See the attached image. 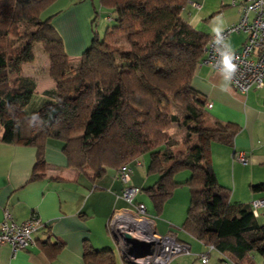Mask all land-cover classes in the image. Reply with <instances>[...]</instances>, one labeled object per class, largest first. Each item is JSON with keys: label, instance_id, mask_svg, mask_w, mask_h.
Here are the masks:
<instances>
[{"label": "trees", "instance_id": "16d2710c", "mask_svg": "<svg viewBox=\"0 0 264 264\" xmlns=\"http://www.w3.org/2000/svg\"><path fill=\"white\" fill-rule=\"evenodd\" d=\"M54 1L0 0V142L34 146L36 165L47 139L59 138L68 163L95 175L147 153L146 170L157 178L140 191L156 211L178 184L175 174L188 169L181 227L233 264H264V223L250 203L229 200L208 156L211 141L232 144L237 129L205 122V97L190 82L210 35L183 16L187 0H99L114 24L77 58L45 13ZM35 43L54 86L45 90L51 100L27 115L35 81L21 64L34 60ZM174 123L183 128L179 138L168 130ZM250 189L264 192V181ZM52 247L51 256L59 249ZM83 258L115 264L111 249H85Z\"/></svg>", "mask_w": 264, "mask_h": 264}, {"label": "crops", "instance_id": "0c3cea01", "mask_svg": "<svg viewBox=\"0 0 264 264\" xmlns=\"http://www.w3.org/2000/svg\"><path fill=\"white\" fill-rule=\"evenodd\" d=\"M231 1L187 0L182 13L192 27L211 35L238 21L243 0H234V5ZM99 4V0H76L74 4L55 0L49 6L48 15H52L53 26L64 37L70 58L87 44ZM99 9L97 24L100 19L104 20L102 8ZM104 9L112 18L111 9ZM244 39V33L236 32L228 37L227 44L237 50ZM48 64L46 54L37 59L34 52V60L21 65L23 74L35 81L34 92L24 109L26 114L51 100L45 94V90L54 86L48 75ZM190 83L204 95L205 103L212 105H204L209 117L205 121L207 125L232 123L237 129L232 144L211 141L208 145L216 181L228 189L232 202L264 199V192L250 189V184L264 181V87L239 92L217 69L206 64L196 66ZM62 146L61 139L48 138L42 157L35 165L34 146L0 142V221L3 209L7 208L16 222L25 220L32 212L42 222L32 234L34 243L28 247L13 252L8 244L0 245V264H85V249H111L115 264H127L108 227L116 207L123 204L118 198L123 184L116 177V169L108 168L99 175L91 170L80 171L68 163ZM236 152L245 153V164L236 159ZM148 160L147 154H141L128 162L129 184L139 188L136 199L144 203L149 214L155 215L158 233H172L177 240L187 242L190 249L189 253L173 257L168 264H224L222 254L215 249L208 253L207 262L202 263L198 257L207 251V246L181 227L190 199L186 183L190 171L184 169L175 174L177 186L156 211L140 191L157 178L156 173L148 174ZM32 173L39 176L31 179ZM181 184H186L188 191L179 188ZM255 217L264 223V205L257 209ZM45 243L49 245L46 247ZM52 246L59 247L53 256L50 255ZM213 250L216 253L211 259Z\"/></svg>", "mask_w": 264, "mask_h": 264}, {"label": "built area", "instance_id": "2783aa9c", "mask_svg": "<svg viewBox=\"0 0 264 264\" xmlns=\"http://www.w3.org/2000/svg\"><path fill=\"white\" fill-rule=\"evenodd\" d=\"M231 4H235L234 0ZM236 32L244 33L245 39L239 49L233 50L227 39ZM199 64L217 69L239 92L247 93L252 88L264 87V0L241 1L238 21L210 35ZM205 105L212 106L211 103ZM235 157L242 164L247 161L243 152H236ZM129 171L127 163L116 169V177L123 184L118 195L123 204L116 207L108 223L109 229L116 233V241L128 264H168L173 257L189 253L187 242L177 240L172 233H158L155 215L149 214L144 203L136 199L139 188L129 184ZM250 205L256 216L257 209L264 205V199L253 200ZM41 225L36 213L32 212L25 220L16 222L4 208L0 221V245L8 244L13 252L23 249L34 243L32 234ZM122 233H127L133 241L147 244V252L135 254V247L122 239ZM212 249V245H207V251L199 255L202 263L207 262ZM224 264L232 262L224 257Z\"/></svg>", "mask_w": 264, "mask_h": 264}, {"label": "rangeland", "instance_id": "374dc122", "mask_svg": "<svg viewBox=\"0 0 264 264\" xmlns=\"http://www.w3.org/2000/svg\"><path fill=\"white\" fill-rule=\"evenodd\" d=\"M71 1V3L72 4H74L75 2H76V0H70ZM70 1L69 0H67V4H69L70 3ZM102 8L101 9V12H102V15L104 16L103 18H104V20L103 19H100L99 21V24H97L98 22V15H100L99 14V12H100V9L99 8ZM104 8H107V7H105L104 5H98V7H96V10H95V17H94V20H93V23H92V25H91V28H90V32H91V36H88V38H87V44L83 47V49L82 50H80V53L79 54H77V55H74L75 57L74 58H77V57H79L80 56V54H81V52L84 50V49H86L88 46H89V44L91 43V40H92V38L91 37H93L94 36V34H96L99 38H101L102 36H103V34H104V30H105V28L107 27V26H110V25H113L114 24V20L111 18V17H108V15L110 16V14H109V12L107 11V10H105ZM49 9H50V7L45 11V13H47L48 14V11H49ZM111 12V11H110ZM108 13V14H107ZM113 15H114V13L113 12H111ZM59 14V13H58ZM59 32V31H58ZM59 35H60V38H61V40L63 41V43H64V37L60 34V32H59ZM34 52H35V55L37 56V59H39L40 58V55H45L43 52H42V50H41V45L39 44V43H35L34 44ZM73 57V56H72ZM23 64V63H22ZM21 64V65H22ZM21 73H22V75H25V74H23V72H22V68H21ZM49 73V72H48ZM49 75V74H48ZM25 76H27V75H25ZM28 77H30V76H28ZM12 78V76H10V79ZM32 78V77H31ZM33 79V78H32ZM53 81V80H52ZM264 89V88H263ZM25 109V108H24ZM24 112H25V110H24ZM26 113V112H25ZM34 112H32V113H30V114H27V115H31V114H33ZM168 130H169V132H170V134L172 135V136H174V137H177V138H179L180 136H181V134H182V131H183V128L181 127V126H179L178 124H176V123H174V124H171L169 127H168ZM145 154H147V153H145ZM148 155V154H147ZM138 157V156H137ZM181 171H183V170H181ZM181 171H179V172H181ZM184 171H186V170H184ZM177 186V185H176ZM178 187L179 188H185V189H187V191H188V186L186 185V184H181V185H178ZM177 187V188H178ZM144 194V193H143ZM188 195H189V192H188ZM187 208V207H186ZM214 252H211V259L213 258V256H214V253H216L215 252V250H213ZM200 260V259H199ZM255 260H259V256H257V255H255Z\"/></svg>", "mask_w": 264, "mask_h": 264}, {"label": "water", "instance_id": "95a60500", "mask_svg": "<svg viewBox=\"0 0 264 264\" xmlns=\"http://www.w3.org/2000/svg\"><path fill=\"white\" fill-rule=\"evenodd\" d=\"M111 233L116 239V233L113 230H111ZM121 237L125 242H129L133 244V246L135 247L134 249L135 254L139 255V254L147 252L145 251L146 250L145 246H147V244L131 240L127 233H122Z\"/></svg>", "mask_w": 264, "mask_h": 264}, {"label": "bare ground", "instance_id": "6f19581e", "mask_svg": "<svg viewBox=\"0 0 264 264\" xmlns=\"http://www.w3.org/2000/svg\"><path fill=\"white\" fill-rule=\"evenodd\" d=\"M214 249V248H213ZM122 254V253H121ZM122 256L124 257L125 261L127 262V264L129 263L128 260L126 259V257L124 256V254H122Z\"/></svg>", "mask_w": 264, "mask_h": 264}]
</instances>
